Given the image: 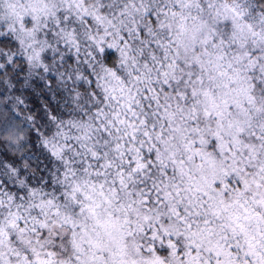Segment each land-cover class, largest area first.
<instances>
[{"label": "snow or ice", "instance_id": "6c2138e0", "mask_svg": "<svg viewBox=\"0 0 264 264\" xmlns=\"http://www.w3.org/2000/svg\"><path fill=\"white\" fill-rule=\"evenodd\" d=\"M0 264H264V0H0Z\"/></svg>", "mask_w": 264, "mask_h": 264}]
</instances>
